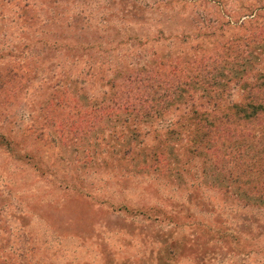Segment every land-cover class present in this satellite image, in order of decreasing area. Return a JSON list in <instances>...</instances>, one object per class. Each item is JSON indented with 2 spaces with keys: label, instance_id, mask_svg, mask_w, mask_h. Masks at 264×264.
Masks as SVG:
<instances>
[{
  "label": "rangeland",
  "instance_id": "obj_1",
  "mask_svg": "<svg viewBox=\"0 0 264 264\" xmlns=\"http://www.w3.org/2000/svg\"><path fill=\"white\" fill-rule=\"evenodd\" d=\"M259 4L0 0V264H264V193L206 159L190 107L108 111L121 91L175 80L174 65L227 60ZM251 46L222 74L227 102L242 70L264 72V43ZM159 66V82L125 81Z\"/></svg>",
  "mask_w": 264,
  "mask_h": 264
},
{
  "label": "trees",
  "instance_id": "obj_2",
  "mask_svg": "<svg viewBox=\"0 0 264 264\" xmlns=\"http://www.w3.org/2000/svg\"><path fill=\"white\" fill-rule=\"evenodd\" d=\"M246 9L250 13L246 22L250 27L248 34L242 39L240 36L233 38L237 48L230 52L227 60L209 56L203 62H197L194 69L174 65L169 75L175 76V80L173 77L164 81L161 88L156 86V91L152 88L121 91L119 96H114L108 111L114 114L120 110L135 117L157 119L178 101L190 107L189 121L197 128V138L202 145H208L204 148L206 159L213 160L219 174L226 176L227 181H232L238 189H243L249 197L257 192L264 193V72H254L253 77L245 81L241 76L246 71L242 70L241 76L235 79L241 90L237 102H227L223 99V90L218 91L224 81L222 74L234 75L245 60L249 62L253 57L251 45L264 43V24L258 23L264 17V4ZM256 23L258 25L251 28ZM164 69L165 66H159L155 71L150 70L152 73L137 71L125 81L130 83L137 79L141 85L145 79L159 82ZM185 72L189 75L182 74ZM184 89L191 92L181 100ZM196 91L200 94L195 96ZM155 160L162 162V154H157Z\"/></svg>",
  "mask_w": 264,
  "mask_h": 264
}]
</instances>
